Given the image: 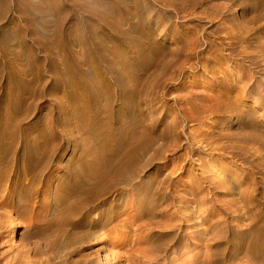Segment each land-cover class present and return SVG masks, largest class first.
Masks as SVG:
<instances>
[{
  "label": "bare ground",
  "instance_id": "bare-ground-1",
  "mask_svg": "<svg viewBox=\"0 0 264 264\" xmlns=\"http://www.w3.org/2000/svg\"><path fill=\"white\" fill-rule=\"evenodd\" d=\"M193 1L184 2L196 6ZM246 2L250 12L261 8V15L251 19L252 23L264 19V0ZM109 4L116 7L118 2ZM133 6L139 10L138 2ZM242 13L246 14L243 10ZM228 22L233 27L236 18L231 16L223 23ZM232 27L225 28L224 35L231 42L229 47L238 46L236 56L241 57L243 63L232 62L228 70L227 60L202 58L207 73L213 75L214 66L221 69L214 74L216 80L208 87L209 92L187 93L175 98L179 115L170 121L173 143L166 151H175L176 143L183 138L186 148L174 160L161 156L147 158L153 143L164 135L153 137L149 125L145 124L142 106L151 108L152 115L169 107L154 106L158 101L156 97L144 99L153 88L145 91L139 76H128L129 70H133L130 66H126L125 71L120 72L123 76L117 79L116 72L112 77L111 69L100 71L105 63L102 57L92 60L86 53L81 61L67 56L71 45L85 42L81 40L82 32L75 34V39L66 34L55 43L56 49L63 52L61 60L48 64V70L57 73L59 79L47 84L40 73L44 60L32 53L42 51V46L36 47L32 41L27 44L22 40L26 31L13 28L15 47L30 46L32 52L27 51L23 71L9 69L10 86L5 97H0V163L19 145L23 166L19 169V162L12 163L11 175L0 172V238L5 230V215L12 211L20 218H28L24 235L30 245L35 234H40L43 241L38 251L21 249L10 257L7 252L0 253V264H44V261L29 260L30 254L42 257L45 250L74 246L86 240L82 232L89 231L105 232L107 239L100 241V246L109 252L115 248L128 249L131 251L129 259L137 264H159L162 248L154 249L145 241L156 229L158 235L167 237L171 244V249H164L166 257L162 264H264V197L258 202L243 195L234 203L213 202L203 183L221 185L225 179L217 174L207 176L205 173L214 171L218 161H204L199 157L201 154L219 155L221 159L230 158L250 168L264 157V129L243 103L253 96L259 98L257 103L263 108L259 117L264 120V81L251 72L261 66L257 57L264 63V40L251 42L249 34L254 29L244 31ZM5 41V34L1 35L0 50ZM82 63L86 70L82 69ZM142 66L143 74L148 64ZM181 70L177 68V72ZM37 83L43 84L48 94L65 88V100L71 107L56 116L55 110L48 109L47 122L52 125L34 137L19 138L11 130L19 124L16 121L23 115V109H29L26 101L34 97L31 87ZM160 86L156 82L152 87L160 89ZM115 100L120 101L117 109L113 108ZM102 101L104 106L100 105ZM61 108L60 104L55 106L56 110ZM192 122L199 126L196 136L192 131L185 132L186 125ZM233 125L236 132L229 130ZM80 132L88 141L97 142L95 149L89 151L90 159L77 166L49 168L62 149L71 143L75 145L76 140L71 137ZM155 159L165 160V166H172L158 187L143 179L145 168ZM249 174H244L243 181ZM5 177L8 178L6 183ZM46 197L50 202L44 206V213L29 215L36 200ZM218 216L219 219L209 223L210 218ZM159 217L160 221H153ZM230 218L235 220V225ZM19 224L12 225V238L18 237ZM120 231L138 234L131 240L113 239L112 235ZM76 234L83 236L76 238Z\"/></svg>",
  "mask_w": 264,
  "mask_h": 264
},
{
  "label": "rangeland",
  "instance_id": "rangeland-1",
  "mask_svg": "<svg viewBox=\"0 0 264 264\" xmlns=\"http://www.w3.org/2000/svg\"><path fill=\"white\" fill-rule=\"evenodd\" d=\"M111 1H117L118 5L113 7L109 4ZM172 5L163 0H0V36H6L4 48L0 50V97H5L9 85L7 74L9 69L14 71H23L25 69V57L27 51L32 48H16L15 37L12 33L13 28L20 27L26 31L22 35V40L29 44L31 41L36 47L42 46V51L32 52L35 57L44 60L41 75L45 77L47 84L59 79L57 73L48 70V64L52 60H61V54L55 47V43L66 34H71L75 39V34L82 32L81 40L83 45L75 44L69 48L67 56H72L83 60L82 55L90 54L92 60L95 57H102L105 63L100 71L111 69L112 77L117 73V79L123 76L120 72L125 71L126 66L129 70L128 76L140 77L143 80L145 91L153 88L145 94L144 99L156 97L157 102L154 106L163 105L169 107L165 111L160 109V114H151V108L143 105V117L149 131L157 137L160 136L152 145L147 153V158L163 157L165 160H174L183 153L186 148L184 138L176 143L175 151L168 152L171 148L173 130L170 121L178 117L179 112L175 107L174 100L179 96L192 94H205L211 83L216 80L213 78L216 72H220L219 66H214L211 70L213 75L206 72V66L203 57L216 58L217 60H227L228 70L232 62L243 63L241 57L236 56L237 45L229 47L231 43L224 35V29H230L232 26L223 23L225 19L236 18L232 27L240 30H252L249 34L251 42L264 40V19L251 22L254 17L261 15V8L250 12L247 9L249 3L246 0H194L196 6H191L185 0H172ZM138 2L139 10L133 6ZM242 10L246 13L243 14ZM225 15V16H224ZM80 61V62H81ZM261 62L259 67L252 69L255 77L264 81V63L261 58L256 59ZM219 62V61H218ZM148 64L144 73L142 64ZM245 64V63H244ZM205 66V67H203ZM82 69L86 66L82 63ZM181 67V73L177 68ZM120 75V76H119ZM111 75L109 74L108 77ZM113 81V78H112ZM161 84L160 89L152 87L155 83ZM163 88V89H162ZM33 98L27 100L29 109H23V115L16 121L17 125L13 127L17 137H34L52 124L47 122V110H55V116L63 110H68L71 105L65 100V88L48 94L43 88V84L37 83L31 87ZM193 95V99L195 96ZM165 101V104L163 103ZM256 101V102H255ZM259 98L243 100L247 108L257 116V124L264 129V120L259 117L263 112L261 105H258ZM120 101L115 100L113 108L117 109ZM60 104L62 108L56 110L55 106ZM1 105V102H0ZM101 106L105 103L102 101ZM25 107V105L23 106ZM96 109V107L94 108ZM1 112V111H0ZM160 117V118H159ZM1 120V114H0ZM198 124L192 122L185 127V132L192 131L194 136L198 129ZM64 130L66 128H63ZM231 132H236V126H230ZM261 134V133H260ZM264 139V132H263ZM83 133H75L71 139L75 145H67L62 149L58 156L50 163L49 168L77 166L81 162L90 159L89 151L95 149L96 143L85 139ZM80 145V147L78 146ZM78 147H77V146ZM7 154V157L0 163V172L11 175L12 163L20 164L19 169L23 168L18 154L19 145ZM227 155V154H226ZM197 156H194L196 158ZM204 161L217 160V166L214 171L206 172L207 176L215 174L225 179L221 185L217 183L204 182L208 198L213 202L234 203L240 195L255 202L262 201L264 197V157L256 160L254 168L248 165L240 166L235 160L222 158L219 155L208 156L201 154L199 156ZM165 160L155 159L151 165L145 168L144 180H149L154 187H158L163 178L170 173L172 166H165ZM78 164H77V163ZM250 173L248 179H244V174ZM200 173L199 171L195 172ZM225 173V174H224ZM7 177L4 178L6 183ZM186 178H184V181ZM242 179V181H240ZM239 183V184H238ZM251 183V184H250ZM250 184V185H249ZM181 188L180 184L177 186ZM3 194V193H2ZM50 202L48 197L42 198L29 210V215L34 216L37 213L40 216L44 213V206ZM39 216V217H40ZM5 230L0 238V253L9 254L8 257L15 254L18 250L26 251L27 248L41 250L40 243L43 237L38 234L28 243L24 235L27 227L28 218H20L12 211L5 215ZM218 217L210 218L212 223ZM229 219L231 224L235 225V220ZM154 222L160 221L155 218ZM146 222V221H144ZM163 222V220H162ZM20 223L17 238L10 236L12 225ZM222 228V224L220 225ZM156 229L151 234L149 241L151 247L162 248V253L158 263L162 264L166 252L170 248V241L167 237L158 235ZM86 240L81 241L74 246H67L62 250H45L42 257L36 254H30L29 260L34 262L44 261V264H137L129 259L131 253L126 249H112L100 246V241L107 239L105 232H82ZM82 234H76V238L82 237ZM138 232H116L112 235L113 239H133ZM144 234H141L143 236ZM96 237V238H94ZM28 243V244H27ZM95 246V244H98ZM10 245L13 248L10 249ZM94 247H90V246ZM171 249V248H170ZM170 252H168L169 254ZM167 254V255H168ZM6 258V257H5ZM3 258L5 261L6 259ZM195 263V262H193ZM155 264V263H154Z\"/></svg>",
  "mask_w": 264,
  "mask_h": 264
}]
</instances>
